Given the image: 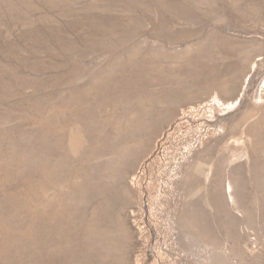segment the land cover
<instances>
[{
  "label": "rangeland",
  "instance_id": "rangeland-1",
  "mask_svg": "<svg viewBox=\"0 0 264 264\" xmlns=\"http://www.w3.org/2000/svg\"><path fill=\"white\" fill-rule=\"evenodd\" d=\"M0 264H264V0H0Z\"/></svg>",
  "mask_w": 264,
  "mask_h": 264
},
{
  "label": "bare ground",
  "instance_id": "bare-ground-1",
  "mask_svg": "<svg viewBox=\"0 0 264 264\" xmlns=\"http://www.w3.org/2000/svg\"><path fill=\"white\" fill-rule=\"evenodd\" d=\"M184 112V111H183ZM213 124V123H212ZM237 124V123H236ZM260 124V123H259ZM257 124L255 123L253 126L249 127V129L247 130L249 134H252L255 132V128H256Z\"/></svg>",
  "mask_w": 264,
  "mask_h": 264
}]
</instances>
